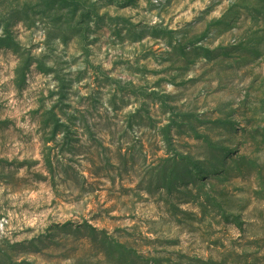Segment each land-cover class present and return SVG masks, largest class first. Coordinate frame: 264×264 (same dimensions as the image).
I'll use <instances>...</instances> for the list:
<instances>
[{"label":"rangeland","instance_id":"1","mask_svg":"<svg viewBox=\"0 0 264 264\" xmlns=\"http://www.w3.org/2000/svg\"><path fill=\"white\" fill-rule=\"evenodd\" d=\"M0 264H264V0H0Z\"/></svg>","mask_w":264,"mask_h":264}]
</instances>
